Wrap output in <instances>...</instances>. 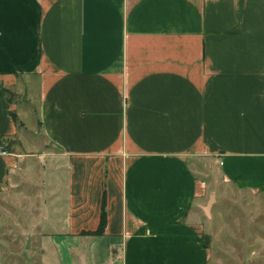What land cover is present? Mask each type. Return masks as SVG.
I'll list each match as a JSON object with an SVG mask.
<instances>
[{"label": "crops", "instance_id": "crops-1", "mask_svg": "<svg viewBox=\"0 0 264 264\" xmlns=\"http://www.w3.org/2000/svg\"><path fill=\"white\" fill-rule=\"evenodd\" d=\"M0 142L52 256L208 264L216 204L264 210V0H0Z\"/></svg>", "mask_w": 264, "mask_h": 264}, {"label": "rangeland", "instance_id": "rangeland-1", "mask_svg": "<svg viewBox=\"0 0 264 264\" xmlns=\"http://www.w3.org/2000/svg\"><path fill=\"white\" fill-rule=\"evenodd\" d=\"M21 145L24 150L29 149L26 142ZM37 168L32 165L33 171L38 172ZM37 174L31 181L14 177V185L0 189V264L68 262L52 256L51 245L43 240L45 198L41 197L42 185L36 183L42 176ZM242 199L245 204L222 199L221 205H215L216 216L207 224L213 237L208 235L205 240L212 250L208 264H264V210L255 211L248 206L246 202L251 197L245 195ZM98 251L103 259V249L98 246ZM80 260L77 256L73 264H80Z\"/></svg>", "mask_w": 264, "mask_h": 264}, {"label": "trees", "instance_id": "trees-1", "mask_svg": "<svg viewBox=\"0 0 264 264\" xmlns=\"http://www.w3.org/2000/svg\"><path fill=\"white\" fill-rule=\"evenodd\" d=\"M1 143V142H0ZM105 223H106V211L105 208L103 209V213H102V217H101V222H100V226L99 228L95 231V232H91L92 234H102L103 233V229L105 227Z\"/></svg>", "mask_w": 264, "mask_h": 264}, {"label": "water", "instance_id": "water-1", "mask_svg": "<svg viewBox=\"0 0 264 264\" xmlns=\"http://www.w3.org/2000/svg\"><path fill=\"white\" fill-rule=\"evenodd\" d=\"M213 196H211V198H210V201L208 202V205L205 207V209H206V211L208 212V210H209V207H210V205H211V203H212V201H213ZM83 264H85L84 262H83Z\"/></svg>", "mask_w": 264, "mask_h": 264}, {"label": "built area", "instance_id": "built-area-1", "mask_svg": "<svg viewBox=\"0 0 264 264\" xmlns=\"http://www.w3.org/2000/svg\"><path fill=\"white\" fill-rule=\"evenodd\" d=\"M0 151L3 152L4 154H6V150L0 145Z\"/></svg>", "mask_w": 264, "mask_h": 264}]
</instances>
